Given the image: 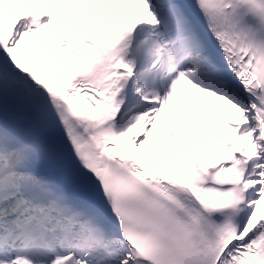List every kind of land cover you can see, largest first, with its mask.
<instances>
[{
	"label": "snow or ice",
	"instance_id": "1",
	"mask_svg": "<svg viewBox=\"0 0 264 264\" xmlns=\"http://www.w3.org/2000/svg\"><path fill=\"white\" fill-rule=\"evenodd\" d=\"M0 264H264V0H0Z\"/></svg>",
	"mask_w": 264,
	"mask_h": 264
},
{
	"label": "bare ground",
	"instance_id": "2",
	"mask_svg": "<svg viewBox=\"0 0 264 264\" xmlns=\"http://www.w3.org/2000/svg\"><path fill=\"white\" fill-rule=\"evenodd\" d=\"M60 51V50H59ZM61 55H63V53L60 52ZM216 119H219V117H214L213 120H216ZM182 129H183V125H177V137L174 138V141L175 139H178L181 132H182ZM166 140V135H161L160 137H158V139L153 143V150H155V148L157 146H161L163 144V142ZM123 146V142H122V145ZM171 148H175L176 147V144L175 142H173L171 145H170ZM149 153L147 151H142L141 153H139V155L141 156H144V155H148ZM184 155L189 158V159H196L199 157V152L198 151H188V152H185ZM167 167V166H165ZM161 174H163V170L161 172ZM173 174H176V170L175 168L173 169V172L171 173V175Z\"/></svg>",
	"mask_w": 264,
	"mask_h": 264
}]
</instances>
